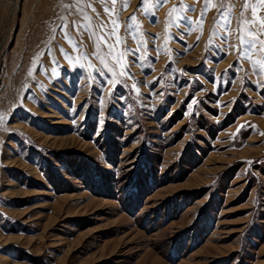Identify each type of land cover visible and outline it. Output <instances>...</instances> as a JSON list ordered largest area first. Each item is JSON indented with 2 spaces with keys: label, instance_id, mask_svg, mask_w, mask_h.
<instances>
[{
  "label": "rangeland",
  "instance_id": "1",
  "mask_svg": "<svg viewBox=\"0 0 264 264\" xmlns=\"http://www.w3.org/2000/svg\"><path fill=\"white\" fill-rule=\"evenodd\" d=\"M246 3L0 0V264H264Z\"/></svg>",
  "mask_w": 264,
  "mask_h": 264
},
{
  "label": "snow or ice",
  "instance_id": "2",
  "mask_svg": "<svg viewBox=\"0 0 264 264\" xmlns=\"http://www.w3.org/2000/svg\"><path fill=\"white\" fill-rule=\"evenodd\" d=\"M101 2H103V0H101ZM116 0H113V3H115ZM166 2V0H157V5L158 6H162V4ZM261 3H264V0H260ZM209 3H211V0H204V8L202 10L201 15L203 16V14L208 10V5ZM126 6V5H125ZM247 6L246 0H245V4L244 7ZM185 8L186 11H194V9H189L187 6H183ZM94 10V9H93ZM177 9L174 8L172 9V11H176ZM105 12L108 13L109 9L105 8ZM171 14V12L169 13V15ZM220 18H225L224 17V12H223V0H221V12H220ZM85 19H89L88 17H85ZM136 17L132 16L130 18V20H135ZM113 24H116V21H112ZM186 23H191L190 21H186ZM200 23H202V21H200ZM228 23H230V21H228ZM244 23H247L249 25L248 28H244L242 25ZM255 21H238V25H237V29H236V33H237V38H238V45L236 46L238 48L239 54L241 58L247 59L250 63H253L254 66L256 64L261 65L262 67H264V58H261L260 60L257 61H253L252 60V56L254 55V51L253 50H257V51H264V41H259L257 39H246V36H253L254 34L251 31V26L253 24H255ZM131 25H129L130 27ZM80 27H87L85 25H80ZM101 29L104 28V25L101 24L100 25ZM259 29L260 31L257 33V35L259 34H264V19H260L259 21ZM127 31V28H126ZM228 29H226V35L223 38L225 41L227 40V33H228ZM101 40H103V37L100 38ZM119 42V41H118ZM105 43L107 44V42L105 41ZM109 52L108 55H111L112 58L114 60L117 61L118 64L121 65L122 68H126V64H124L122 62V57L124 55H135V53L132 50H127L125 53H121V54H114V50H113V45L108 44L107 45ZM96 58L100 61V63L102 65H104V67H108L106 60L104 58V55L100 53L99 50V43H97L96 45ZM91 67V66H90ZM109 71H112L111 69H109ZM114 74V73H113ZM121 74H125L123 71L121 72ZM0 122H5V117L3 116V114H0Z\"/></svg>",
  "mask_w": 264,
  "mask_h": 264
}]
</instances>
